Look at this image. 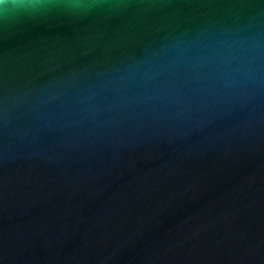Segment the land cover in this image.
I'll list each match as a JSON object with an SVG mask.
<instances>
[{
    "label": "water",
    "instance_id": "1",
    "mask_svg": "<svg viewBox=\"0 0 264 264\" xmlns=\"http://www.w3.org/2000/svg\"><path fill=\"white\" fill-rule=\"evenodd\" d=\"M0 21V264H264V0H88Z\"/></svg>",
    "mask_w": 264,
    "mask_h": 264
},
{
    "label": "clouds",
    "instance_id": "2",
    "mask_svg": "<svg viewBox=\"0 0 264 264\" xmlns=\"http://www.w3.org/2000/svg\"><path fill=\"white\" fill-rule=\"evenodd\" d=\"M60 6L69 10H80L89 5L88 0H0V21L8 22L21 16H33Z\"/></svg>",
    "mask_w": 264,
    "mask_h": 264
}]
</instances>
